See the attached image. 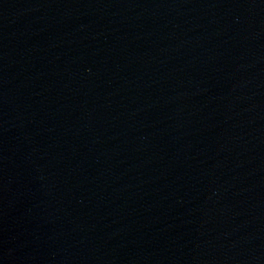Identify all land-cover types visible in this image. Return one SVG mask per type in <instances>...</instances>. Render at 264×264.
<instances>
[{
  "label": "water",
  "instance_id": "95a60500",
  "mask_svg": "<svg viewBox=\"0 0 264 264\" xmlns=\"http://www.w3.org/2000/svg\"><path fill=\"white\" fill-rule=\"evenodd\" d=\"M0 264H264V0H0Z\"/></svg>",
  "mask_w": 264,
  "mask_h": 264
}]
</instances>
